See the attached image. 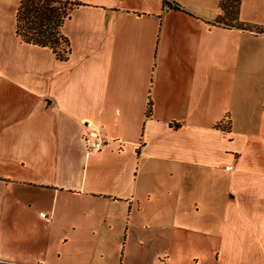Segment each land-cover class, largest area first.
<instances>
[{
  "label": "crops",
  "instance_id": "0c3cea01",
  "mask_svg": "<svg viewBox=\"0 0 264 264\" xmlns=\"http://www.w3.org/2000/svg\"><path fill=\"white\" fill-rule=\"evenodd\" d=\"M21 1L0 0V264H264V0H69L67 61L18 36Z\"/></svg>",
  "mask_w": 264,
  "mask_h": 264
},
{
  "label": "trees",
  "instance_id": "16d2710c",
  "mask_svg": "<svg viewBox=\"0 0 264 264\" xmlns=\"http://www.w3.org/2000/svg\"><path fill=\"white\" fill-rule=\"evenodd\" d=\"M241 0H220V8L233 20L237 19ZM79 3L69 0H22L17 14V34L26 43L53 50L61 61H67L71 54L70 42L62 34V27ZM164 6L181 10L177 3L164 1ZM243 27V26H242ZM258 33L264 29L258 28ZM152 112L149 103L147 116ZM230 130V127L227 129Z\"/></svg>",
  "mask_w": 264,
  "mask_h": 264
},
{
  "label": "built area",
  "instance_id": "2783aa9c",
  "mask_svg": "<svg viewBox=\"0 0 264 264\" xmlns=\"http://www.w3.org/2000/svg\"><path fill=\"white\" fill-rule=\"evenodd\" d=\"M84 144L87 150V153L93 154V153H98L100 152L104 145H105V140L101 137V135L98 134H88L84 138ZM228 170H232L233 166H227ZM41 217L44 219H47V214L42 213Z\"/></svg>",
  "mask_w": 264,
  "mask_h": 264
},
{
  "label": "rangeland",
  "instance_id": "374dc122",
  "mask_svg": "<svg viewBox=\"0 0 264 264\" xmlns=\"http://www.w3.org/2000/svg\"><path fill=\"white\" fill-rule=\"evenodd\" d=\"M111 260V264H121V260H120V258H118V257H116L115 259H110Z\"/></svg>",
  "mask_w": 264,
  "mask_h": 264
}]
</instances>
